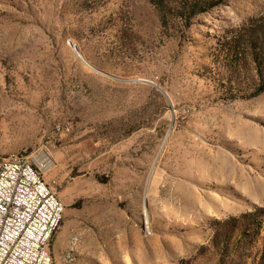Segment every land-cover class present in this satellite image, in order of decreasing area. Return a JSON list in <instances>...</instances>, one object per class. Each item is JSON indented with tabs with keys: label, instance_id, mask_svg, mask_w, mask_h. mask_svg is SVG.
<instances>
[{
	"label": "rangeland",
	"instance_id": "obj_1",
	"mask_svg": "<svg viewBox=\"0 0 264 264\" xmlns=\"http://www.w3.org/2000/svg\"><path fill=\"white\" fill-rule=\"evenodd\" d=\"M19 153L54 163L53 264H264V0H0Z\"/></svg>",
	"mask_w": 264,
	"mask_h": 264
},
{
	"label": "built area",
	"instance_id": "obj_2",
	"mask_svg": "<svg viewBox=\"0 0 264 264\" xmlns=\"http://www.w3.org/2000/svg\"><path fill=\"white\" fill-rule=\"evenodd\" d=\"M53 164L45 153L0 161V264H46L40 238L64 213L44 180Z\"/></svg>",
	"mask_w": 264,
	"mask_h": 264
},
{
	"label": "bare ground",
	"instance_id": "obj_3",
	"mask_svg": "<svg viewBox=\"0 0 264 264\" xmlns=\"http://www.w3.org/2000/svg\"><path fill=\"white\" fill-rule=\"evenodd\" d=\"M12 159H21V154H10L7 157H1L0 161H11ZM61 221L55 220V226L49 228L45 233V238H40V260H45L46 264H53L52 240L60 228Z\"/></svg>",
	"mask_w": 264,
	"mask_h": 264
},
{
	"label": "trees",
	"instance_id": "obj_4",
	"mask_svg": "<svg viewBox=\"0 0 264 264\" xmlns=\"http://www.w3.org/2000/svg\"><path fill=\"white\" fill-rule=\"evenodd\" d=\"M190 10H191V8H190ZM172 14L173 15H168V13H164L163 14V19L165 18L166 20H168V19L181 18V19H186L187 20V18H189L188 17L189 15H187V14L191 15V13H189V11L187 10V8H185V6H184V8H180V7L174 8V13H172Z\"/></svg>",
	"mask_w": 264,
	"mask_h": 264
}]
</instances>
